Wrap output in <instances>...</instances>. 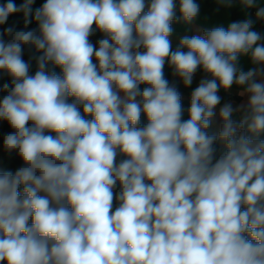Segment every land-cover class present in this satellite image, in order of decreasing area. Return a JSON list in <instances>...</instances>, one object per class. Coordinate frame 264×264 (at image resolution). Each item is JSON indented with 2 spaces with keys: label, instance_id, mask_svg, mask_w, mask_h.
Listing matches in <instances>:
<instances>
[{
  "label": "clouds",
  "instance_id": "clouds-1",
  "mask_svg": "<svg viewBox=\"0 0 264 264\" xmlns=\"http://www.w3.org/2000/svg\"><path fill=\"white\" fill-rule=\"evenodd\" d=\"M33 3L0 5V25L24 24L0 38L2 147L22 161L0 172V264H264L259 0H214L244 18L175 50L172 25L195 20L198 0ZM25 46L39 53L34 75ZM166 62L185 87L205 74L187 119ZM234 86L247 99L221 106Z\"/></svg>",
  "mask_w": 264,
  "mask_h": 264
},
{
  "label": "crops",
  "instance_id": "crops-1",
  "mask_svg": "<svg viewBox=\"0 0 264 264\" xmlns=\"http://www.w3.org/2000/svg\"><path fill=\"white\" fill-rule=\"evenodd\" d=\"M6 2L7 0H0V5ZM13 2L17 6H19L23 2V0H13ZM44 2L45 0H34V3L32 5L33 11L39 8ZM198 2L201 4V12L195 20H193L191 23L188 24H185L183 22L173 23L172 25L173 34L170 37L172 41L173 50H175V48L177 47L179 43V39L185 35L187 36L202 35L204 30H208L213 27L221 26V25L226 26L227 23L231 21H236L244 18L243 13L240 11L238 6L231 10L220 9L219 12H216L215 11L216 5L214 3V0H198ZM259 4L260 6H264V0H259ZM255 10L256 9L250 10L251 15L254 16ZM5 24L7 27L11 25H15L17 30L23 29L24 24H23L22 14L11 15ZM31 24L29 25V29L31 27ZM255 29L264 33V22H258L255 25ZM100 38H101V34L99 32H96L93 36L90 37V40L95 44ZM184 51H187V49H184ZM37 55H39V53H36L34 51L33 57ZM33 57L30 64V74L34 75L35 71L37 70V67H36L35 59ZM240 64L245 70L252 67L250 59L248 57H241ZM54 70L57 72V74L60 73L59 68H56ZM164 74H165V78L169 81L170 84L175 85L176 88L179 90L190 93L198 86L200 80L205 75L201 70L198 69L193 78V83L191 84V86L185 87L182 83V80H180L179 77L173 75V70L168 66L167 62L165 63ZM4 83H6V75L0 73V87H2ZM239 91L240 89L236 88L235 86L230 90V92H225L221 90L219 92V95L221 96V106L225 102H232L234 106L244 102L247 99V97H240L238 95ZM4 95H5L4 92H0V99H2ZM181 97L182 99H185V97L182 94ZM81 112H82V106H81ZM234 118H238V117H234ZM184 119H187L185 112H184ZM3 123L4 121H0V128L2 127ZM221 123L222 122L219 120L218 108H217V116L213 119V123L210 127V132L214 133L218 131ZM261 138L264 139V135H262ZM2 145L3 142L0 140V170L2 172L3 171L15 172V170L19 168L21 165L16 163L14 159L11 157V155H9L3 150ZM217 146H218V153L220 154L223 150L222 146L219 145L218 143ZM116 191L118 192L119 189L117 188Z\"/></svg>",
  "mask_w": 264,
  "mask_h": 264
},
{
  "label": "trees",
  "instance_id": "trees-1",
  "mask_svg": "<svg viewBox=\"0 0 264 264\" xmlns=\"http://www.w3.org/2000/svg\"><path fill=\"white\" fill-rule=\"evenodd\" d=\"M35 24L36 23L33 22L31 24L30 29L35 28ZM5 28H7L6 24L0 25V38H2V39H7V37H3V35H2ZM27 49H28V46H25L24 54H23V59L24 60H25V57H26V54H27ZM6 83H10V78L7 75H6ZM177 90L179 91L180 94H182L185 97V99H182L181 102L186 104V105H188V106H190L191 93L190 92H184V91L179 90V89H177ZM185 115L188 118L186 113H185ZM142 123H147L146 118L143 117V116H142ZM11 131H12V129L10 128V126L7 124V122L4 121L2 127L0 128V140L3 142L4 135L9 133V132H11ZM208 131L210 132V129ZM215 147L217 149V156H219L217 144L215 145ZM11 157L14 159V161L16 163H18L19 165L22 166V161L15 155V153L11 154ZM0 172H2V171L0 170Z\"/></svg>",
  "mask_w": 264,
  "mask_h": 264
},
{
  "label": "water",
  "instance_id": "water-1",
  "mask_svg": "<svg viewBox=\"0 0 264 264\" xmlns=\"http://www.w3.org/2000/svg\"><path fill=\"white\" fill-rule=\"evenodd\" d=\"M37 27V24H35V28ZM34 49H31V48H29L28 47V49H27V54H26V57H25V61L26 62H30V64H31V61H32V57H33V54H34ZM182 105H183V107H184V109H185V113L187 114V108L189 107L188 105H186V104H184V103H182ZM187 116H188V114H187Z\"/></svg>",
  "mask_w": 264,
  "mask_h": 264
}]
</instances>
